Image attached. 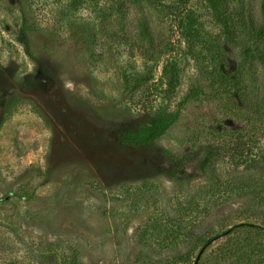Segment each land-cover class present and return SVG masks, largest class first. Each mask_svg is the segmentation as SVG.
I'll list each match as a JSON object with an SVG mask.
<instances>
[{"label": "rangeland", "instance_id": "1", "mask_svg": "<svg viewBox=\"0 0 264 264\" xmlns=\"http://www.w3.org/2000/svg\"><path fill=\"white\" fill-rule=\"evenodd\" d=\"M172 6L0 0V264L264 262V109L212 79ZM205 31L241 62L221 22ZM251 67L249 103L264 89V64ZM144 111L163 117L162 134L121 143ZM188 152L200 155L175 170ZM176 228L184 239L165 243Z\"/></svg>", "mask_w": 264, "mask_h": 264}, {"label": "trees", "instance_id": "2", "mask_svg": "<svg viewBox=\"0 0 264 264\" xmlns=\"http://www.w3.org/2000/svg\"><path fill=\"white\" fill-rule=\"evenodd\" d=\"M194 1L197 0H171L173 15L176 17L181 36L193 55L208 56L214 69L212 79L237 95L244 105L253 109V113L259 114L264 109V89L261 93H255V98L250 103L244 100L243 94L248 81L251 80L254 85L261 83V79L256 75L255 70L251 69V65L256 62L264 64V1L260 6V19L255 13L252 0H204L205 11L200 10L202 8L199 5L197 8ZM208 11L213 14L214 18H210L206 14ZM214 21L221 22L226 36L231 41L240 44L242 60L239 64L231 62L225 50L228 45L225 40L221 37L213 39L208 33H205L206 23ZM147 33L143 30L144 40L147 39ZM147 79L143 75L138 76L134 81H127L126 85L136 90L141 88L148 81ZM163 131V117L144 111L137 121L125 125L118 132L117 138L123 144L133 141L149 144L154 142ZM240 143L241 141H236L233 145L239 147ZM199 155L198 152H188L180 157H172L170 160L174 164V169L178 170L185 164L194 162ZM217 155V149H210L207 157L200 164L201 169L205 170L212 157ZM262 231L264 232V229ZM163 239L167 244L176 243L184 239V232L180 228H176L174 234L170 232ZM199 259L197 256V264ZM263 263V261L258 262V264ZM170 264H178V262L172 261Z\"/></svg>", "mask_w": 264, "mask_h": 264}, {"label": "water", "instance_id": "3", "mask_svg": "<svg viewBox=\"0 0 264 264\" xmlns=\"http://www.w3.org/2000/svg\"><path fill=\"white\" fill-rule=\"evenodd\" d=\"M201 254H202V252H200V254L198 255V259L200 258ZM195 264H197V261L195 262Z\"/></svg>", "mask_w": 264, "mask_h": 264}]
</instances>
